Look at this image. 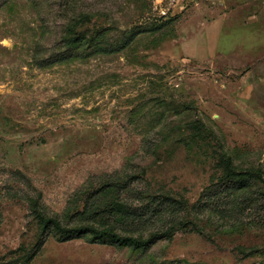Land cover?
<instances>
[{
	"label": "rangeland",
	"instance_id": "1",
	"mask_svg": "<svg viewBox=\"0 0 264 264\" xmlns=\"http://www.w3.org/2000/svg\"><path fill=\"white\" fill-rule=\"evenodd\" d=\"M0 264H264V0H0Z\"/></svg>",
	"mask_w": 264,
	"mask_h": 264
},
{
	"label": "trees",
	"instance_id": "2",
	"mask_svg": "<svg viewBox=\"0 0 264 264\" xmlns=\"http://www.w3.org/2000/svg\"><path fill=\"white\" fill-rule=\"evenodd\" d=\"M82 20V19H80ZM82 23L80 22H75V23H71L69 22L66 26V32L69 35L67 37V43L68 44H72L75 45L77 43H80L81 41H83L85 39V33L86 30L84 28H82ZM101 30H98L97 33L99 34ZM107 186L109 187V184H107ZM115 186V190H116V195H111V199L108 201H105L102 205V207L98 208L100 209L99 211L97 210H93L90 206V208L88 210H85L83 212H78L77 215H89L91 213H94V215L99 216L100 218H104L105 216L108 218L114 217V213L115 214H127V211L124 208V200L120 199L119 194L122 193V189H123V185L121 186L119 183H116ZM111 186V187H113ZM107 192L105 194L111 193L112 190L111 188H107ZM169 199V198H166ZM173 202H177L176 200ZM94 205V203H93ZM130 214V213H129ZM42 221L45 225V227H47L46 229H48L49 227H53L54 229H56L57 231L61 232L64 237H71L74 235H80V234H92L94 237L96 238H111L119 243L122 244H127V245H132V246H136V247H140V246H147L150 245L151 243H153L157 238L158 235L157 233L152 234L148 239H143L142 236H133V235H122L120 233H117V231L112 227H104V228H97L96 226H94V224H78V225H74V226H64L63 222L61 221V219L57 218V217H44L42 218ZM174 230L170 229L167 231H165V233H169V232H173ZM240 251L242 253L245 254H249L248 251H258L256 248H251V249H247L244 247H240L239 248Z\"/></svg>",
	"mask_w": 264,
	"mask_h": 264
}]
</instances>
